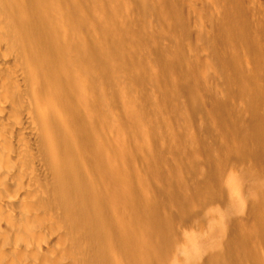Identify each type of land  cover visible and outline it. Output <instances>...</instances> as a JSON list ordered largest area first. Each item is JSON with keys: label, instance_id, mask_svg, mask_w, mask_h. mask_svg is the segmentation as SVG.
<instances>
[{"label": "rangeland", "instance_id": "374dc122", "mask_svg": "<svg viewBox=\"0 0 264 264\" xmlns=\"http://www.w3.org/2000/svg\"><path fill=\"white\" fill-rule=\"evenodd\" d=\"M168 1L65 0L64 9L70 12L64 24L68 41L88 64L87 70L81 71L79 60L70 59L77 75L89 82L90 107L79 105L93 136L106 148L104 161L82 162L86 183L89 189L121 185L117 193L122 198L126 193L123 200L127 199L129 206L119 201L118 194H111V213L115 216L118 212L119 219L130 215L131 223L140 229L139 238L149 232L164 246L165 255L152 264H220L217 258L225 255L233 238L245 243L234 254V262L264 264V163L255 156L262 147L252 127L253 120L264 117V1L182 0L185 6L181 14H175L173 2ZM101 4L108 6V19ZM239 4L243 8L236 9L235 15L226 12L229 5ZM34 6L45 15L39 3ZM52 42V54L58 59L64 43ZM45 46L40 42L37 48L43 53ZM112 46L122 55L121 65H111L105 74L101 69ZM176 53L180 60L175 59ZM68 97L78 100L79 94L71 88ZM223 103L224 117L215 115L214 109ZM130 104L134 111L128 108ZM71 138L76 142L75 135ZM65 139L64 145L73 151L71 140ZM23 141L41 163V131ZM91 152L79 150L78 155L82 160L92 158ZM106 159L121 160V174L102 180L98 172ZM39 165V175L49 174ZM171 180L188 195L183 207L165 191ZM117 199L122 212L113 207ZM130 204L142 207L138 214L129 213L135 209ZM123 205H127L125 212ZM156 218L163 222L167 238L151 233ZM66 228L62 234L68 229L70 233ZM68 235H63L70 242L68 247L66 241L64 247L58 244L62 250L73 246V235ZM54 244L55 250L60 249ZM57 250L51 253L57 255ZM109 258L114 264H128L115 251Z\"/></svg>", "mask_w": 264, "mask_h": 264}, {"label": "bare ground", "instance_id": "6f19581e", "mask_svg": "<svg viewBox=\"0 0 264 264\" xmlns=\"http://www.w3.org/2000/svg\"><path fill=\"white\" fill-rule=\"evenodd\" d=\"M32 1L34 5L39 3L43 7L45 15L38 12V5L29 6V0H0V264H114L115 262L112 263L109 258V253L112 251L119 253L128 264H152L156 259L165 255L164 246L156 243L153 235L148 231L139 238L140 229L134 226L136 224L131 223L130 215H128L130 219L127 216L119 219L118 212L115 216V213L113 215L111 213V194H118V188L121 185L117 187L109 184L99 189L97 187L89 189L85 180L82 162L99 158L104 161L106 148L98 138L93 136L95 133L86 122L85 112L81 108L82 106L90 107L91 104L87 94L89 82L77 75L78 71L70 65V59L79 60L77 63L81 71H86L88 64L83 56L76 54L75 44L68 41L69 37L64 24L70 12L64 9L65 0H37L38 3ZM214 1L218 2V0ZM171 2H173L172 10L174 9L175 14L183 13L185 5L182 0H171ZM101 5L108 19L110 14L108 6ZM255 6L258 7L257 4ZM241 7V5L240 7L229 5V10L227 9L226 12L236 14ZM39 9L41 12L42 9ZM55 16L56 19H54ZM238 36L242 38V34ZM59 40L64 43V46L59 49L58 59H54L51 46L52 49L55 47L53 48L51 43ZM40 42H45L46 53L45 50L43 53L38 50L37 45ZM219 42H215L217 46ZM115 50L116 47L114 49L112 46L109 55H106L107 63L101 69L105 74L111 71V65H121L122 55ZM175 57L180 60L177 53ZM71 88L79 94L78 100L68 97ZM189 89L192 90L191 86ZM130 105L128 108L134 111L132 104ZM223 109L226 110L224 103L218 109H214V114L221 115ZM30 114H34L35 117H29ZM38 125L39 129H37ZM252 127L262 147L255 156L264 163V117L253 120ZM37 131H41L44 144L41 163L36 162L32 155V147L27 141H23L26 137L30 138V135L36 134ZM64 135L67 136L66 139L71 140L73 151H69L64 145ZM72 135L76 136V142L72 141L74 138V136L71 138ZM79 150H92V158L85 156L82 160L78 155ZM120 162L121 160L118 159H110V161L101 163L102 169L98 172L99 177L105 180L120 175ZM39 164L49 174L39 175ZM181 190L180 185L173 180L165 188L170 199L179 202L183 207L188 203V195L186 196L183 193L185 191ZM235 191H238V188ZM124 195L122 198L118 194V198L122 200L117 199L116 203L113 202L116 211L122 212L121 202L127 204V199L123 200L126 198ZM127 205H123L124 212ZM134 206L135 209L129 210L130 214H138L142 208ZM153 209L150 212L154 211ZM161 222L160 218H156L155 225L151 227V233L167 238L168 234L160 224ZM1 225H6V228H2ZM64 227H67L65 231L70 228V233H72H69V229L66 233L73 235V238L70 236L73 246L67 250L60 248L64 247L62 243L65 241V244L67 243V240H64L67 234L65 232L62 234ZM57 235L61 237L57 238ZM54 242L61 249H56L57 255L51 253L56 251ZM60 243L61 246L58 245ZM244 246L243 241L233 238L229 242L225 255L220 259L217 258V263L238 264L233 260L235 259L234 254L237 250H242ZM50 253L54 256L51 257Z\"/></svg>", "mask_w": 264, "mask_h": 264}]
</instances>
